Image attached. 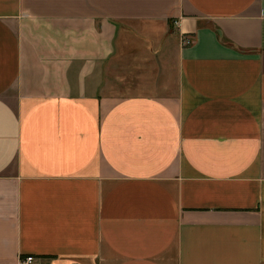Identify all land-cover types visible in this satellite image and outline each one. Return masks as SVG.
<instances>
[{"label":"crops","instance_id":"0c3cea01","mask_svg":"<svg viewBox=\"0 0 264 264\" xmlns=\"http://www.w3.org/2000/svg\"><path fill=\"white\" fill-rule=\"evenodd\" d=\"M264 264V0H0V264Z\"/></svg>","mask_w":264,"mask_h":264},{"label":"built area","instance_id":"2783aa9c","mask_svg":"<svg viewBox=\"0 0 264 264\" xmlns=\"http://www.w3.org/2000/svg\"><path fill=\"white\" fill-rule=\"evenodd\" d=\"M37 258L34 255H27L23 257L20 264H36Z\"/></svg>","mask_w":264,"mask_h":264}]
</instances>
